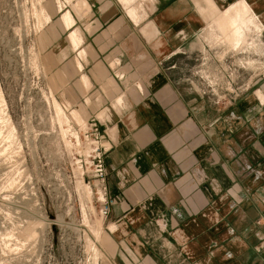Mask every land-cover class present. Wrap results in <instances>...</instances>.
<instances>
[{
	"label": "crops",
	"instance_id": "crops-1",
	"mask_svg": "<svg viewBox=\"0 0 264 264\" xmlns=\"http://www.w3.org/2000/svg\"><path fill=\"white\" fill-rule=\"evenodd\" d=\"M89 1L90 30L68 37L86 61L68 69L64 95L89 120L104 116L115 141L105 158L107 258L264 264V77L221 104L189 65L202 54L197 36L242 0ZM244 1L264 27V0Z\"/></svg>",
	"mask_w": 264,
	"mask_h": 264
},
{
	"label": "rangeland",
	"instance_id": "rangeland-1",
	"mask_svg": "<svg viewBox=\"0 0 264 264\" xmlns=\"http://www.w3.org/2000/svg\"><path fill=\"white\" fill-rule=\"evenodd\" d=\"M60 2L0 0V98L5 101L4 105L0 101V264H112L104 249L106 218L100 214L98 189L82 178L86 175L81 167L86 147L82 129L92 119L85 117L87 106H75L64 95L73 78L68 69L74 64L82 71L86 61L83 43L78 44L82 53L78 48L76 52L68 37L79 30L85 38L90 30V1ZM83 2L86 8L80 7ZM42 8L50 21L40 26ZM68 11L74 22L67 31L63 16ZM209 27L197 36L202 54L189 65L197 67L196 78L211 99L234 103L253 81L264 77V32L252 29L245 44L252 46L243 53L235 52L226 40L221 42L218 31ZM54 99L64 108L69 127L60 124ZM83 103L88 105L87 100ZM79 108L82 124L72 115ZM103 118L93 119L101 125ZM96 230L102 232L100 237Z\"/></svg>",
	"mask_w": 264,
	"mask_h": 264
},
{
	"label": "bare ground",
	"instance_id": "bare-ground-1",
	"mask_svg": "<svg viewBox=\"0 0 264 264\" xmlns=\"http://www.w3.org/2000/svg\"><path fill=\"white\" fill-rule=\"evenodd\" d=\"M58 1L60 2V0H58ZM65 1H67L69 4H72L76 0H65ZM120 1L123 4L129 6L136 0H120ZM147 3L151 4L150 1H147ZM133 5H131V6H133ZM63 7L64 6L61 5V2H60V8L63 9ZM80 7L81 8H86L87 5L85 4V2H83V3H81ZM129 14H130V16L132 15V16H135V18H137L136 17L137 10H135V9L132 10V11L130 10ZM38 16H39V18L42 21V22L39 23L40 26L43 25V23L45 24V23L50 21V17H49V15H47V12H46L45 8H42L40 10V12L38 13ZM63 20H64L65 24L67 25V28L70 29L72 27L74 19H73L72 14L69 11L64 13ZM209 26H210L209 27L210 29L211 28H215V31H218V34H220L221 37H222V38H219V39H221V42H222V40L224 42L226 40L232 46V49L235 52H243V53H245V50L247 51V48H249L250 45L252 46V44H250L251 42L248 44V46H245V44L247 45V43H246L247 35L251 32V30L255 29L256 32H259L260 35L264 32L263 25L261 24V22H259V19L254 14V12H253L252 8L250 7V5L244 0L238 2L234 6L230 7L229 9H227V10H225L223 12H219L217 14V16L213 19V23L211 25L209 24ZM149 33H150V31H149ZM260 35H259V37H260ZM147 36H148V34H147ZM71 38H72V42L75 45L79 44V42L76 39V34L75 33L71 34ZM254 43H256V42L253 41V44ZM254 46H255V44H254ZM254 49H256V48L254 47ZM258 51H259V49H258ZM253 63L249 62V65H252ZM80 65L81 64H78V67H80ZM84 81H85V78H84ZM258 96L263 101V99H264L263 95L261 93H258ZM0 97H1V95H0ZM0 99H1L0 101H2L3 105H4V103H5L4 99L3 98H0ZM54 105H55L57 118H58L60 124L61 125L65 124L64 126L67 125L69 127V125H68V117H67V114H66L64 108L62 107V105H60V103L56 99H54ZM72 115L74 116V119L78 123L82 124L84 122V116H83L82 109L79 108V109L74 110ZM5 116H4V119H5L4 121L8 124V122H10V118H9L8 115L6 117ZM62 128H63V126H62ZM14 132H15V129L13 127H11L9 135L10 136L15 135ZM78 139H79V137H78ZM84 187H82V188H84ZM85 188L87 190V193L89 192L90 195H91V190L89 189V187L86 186ZM96 231L97 232H95V236L97 234V236L100 237L102 232H100V231L98 232V230H96ZM94 251L100 256V254H99L100 250L99 249L95 248Z\"/></svg>",
	"mask_w": 264,
	"mask_h": 264
},
{
	"label": "built area",
	"instance_id": "built-area-1",
	"mask_svg": "<svg viewBox=\"0 0 264 264\" xmlns=\"http://www.w3.org/2000/svg\"><path fill=\"white\" fill-rule=\"evenodd\" d=\"M82 131L86 142V147L83 148L84 162L83 164L81 163L82 169L86 170V175L83 174L82 178L86 179L90 186L92 182L95 184L98 189L100 214L102 217L107 218L114 204V199L109 196L108 192L105 158L113 149L115 141L108 135H104L97 119L88 121ZM75 134L80 137L79 133ZM76 140L79 143L77 137Z\"/></svg>",
	"mask_w": 264,
	"mask_h": 264
}]
</instances>
